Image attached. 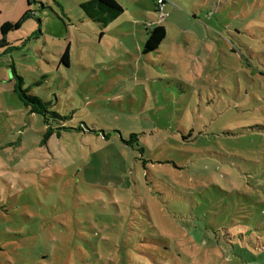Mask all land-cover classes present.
Returning a JSON list of instances; mask_svg holds the SVG:
<instances>
[{"label": "rangeland", "instance_id": "rangeland-1", "mask_svg": "<svg viewBox=\"0 0 264 264\" xmlns=\"http://www.w3.org/2000/svg\"><path fill=\"white\" fill-rule=\"evenodd\" d=\"M86 1L0 0V264H264V0Z\"/></svg>", "mask_w": 264, "mask_h": 264}, {"label": "trees", "instance_id": "trees-1", "mask_svg": "<svg viewBox=\"0 0 264 264\" xmlns=\"http://www.w3.org/2000/svg\"><path fill=\"white\" fill-rule=\"evenodd\" d=\"M28 5L30 3L28 2ZM155 9H157V6ZM85 17L92 23L105 27L108 23L112 22L122 14V7L118 4L117 0H88L80 4ZM26 17V16H25ZM21 21L18 22H6L0 27V50L8 48L6 36L9 32L18 30L20 28ZM165 38V29L161 25L154 26L148 33L147 39L143 44L142 53L148 54L156 51L162 41ZM61 62L68 64L67 51L64 52ZM11 75L14 80L13 92L16 94L21 103L28 108L30 114H36L43 117L44 125L47 127L46 136L53 133L52 128L48 124V114L52 115V118L57 117L56 114L50 113L48 110L49 104L43 102L37 96L31 95L29 88L24 87L22 79L16 75L13 65L10 66ZM64 130V128H62ZM56 133L59 136V131ZM132 135L130 138H133Z\"/></svg>", "mask_w": 264, "mask_h": 264}, {"label": "built area", "instance_id": "built-area-1", "mask_svg": "<svg viewBox=\"0 0 264 264\" xmlns=\"http://www.w3.org/2000/svg\"><path fill=\"white\" fill-rule=\"evenodd\" d=\"M155 1H156L155 5L157 6L156 12L159 15V19L162 20L165 17V13L163 12L164 3L161 0H155Z\"/></svg>", "mask_w": 264, "mask_h": 264}]
</instances>
